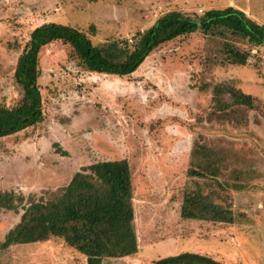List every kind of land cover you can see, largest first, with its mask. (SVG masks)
Returning a JSON list of instances; mask_svg holds the SVG:
<instances>
[{
	"label": "rangeland",
	"instance_id": "374dc122",
	"mask_svg": "<svg viewBox=\"0 0 264 264\" xmlns=\"http://www.w3.org/2000/svg\"><path fill=\"white\" fill-rule=\"evenodd\" d=\"M227 6L244 8L264 26V0H0V102L19 100L16 61L30 32L43 23L71 25L94 45L130 44L168 11L197 18ZM217 43L197 33L176 39L128 77L83 70L60 42L42 48L44 120L0 139V191L39 196L65 187L93 163L125 159L138 252L103 264H151L182 252L225 264H264V47H254L247 64L236 66L212 61ZM219 83L250 94L253 108L217 112L211 89ZM196 141L221 153L217 180L188 177ZM199 189L231 208L234 222L181 219L184 192ZM18 221L19 214L0 213V244ZM0 264L86 262L54 238L0 249Z\"/></svg>",
	"mask_w": 264,
	"mask_h": 264
},
{
	"label": "trees",
	"instance_id": "16d2710c",
	"mask_svg": "<svg viewBox=\"0 0 264 264\" xmlns=\"http://www.w3.org/2000/svg\"><path fill=\"white\" fill-rule=\"evenodd\" d=\"M196 33L202 38L218 40L212 57L215 63L245 66L252 49L264 47V26L232 6L206 10L197 18L168 11L147 30L137 32L128 40L130 44L127 40H111L94 45L84 32L68 24L48 22L35 27L16 61L14 78L21 89L19 100L12 106L0 102V139L35 127L44 120L38 79L40 52L45 46L60 42L71 47L70 58L87 72L128 77L153 52ZM211 92L217 112L231 107L253 108L250 94L228 84H216ZM225 97L230 104L224 101ZM222 162L220 152L196 141L190 151L187 175L215 181L221 173ZM132 198V173L125 159L93 163L75 173L65 187L39 196L0 191V213L19 214L18 223L5 235L0 249L55 238L81 254L86 264H103L105 259L132 256L138 252ZM180 218L234 222L231 208L210 201L200 189L184 192ZM151 264L225 263L198 253L182 252Z\"/></svg>",
	"mask_w": 264,
	"mask_h": 264
},
{
	"label": "crops",
	"instance_id": "0c3cea01",
	"mask_svg": "<svg viewBox=\"0 0 264 264\" xmlns=\"http://www.w3.org/2000/svg\"><path fill=\"white\" fill-rule=\"evenodd\" d=\"M248 17L250 16V14L247 12V11H245L244 10V8H243V10H242ZM249 18H251V19H253L254 21H258L259 19L256 17V15H254V16H252V17H249ZM258 23V22H257ZM258 24H261V23H258ZM261 25H263V24H261Z\"/></svg>",
	"mask_w": 264,
	"mask_h": 264
}]
</instances>
